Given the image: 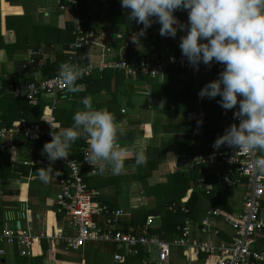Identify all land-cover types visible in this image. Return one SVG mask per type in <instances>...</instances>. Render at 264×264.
Instances as JSON below:
<instances>
[{
    "label": "crops",
    "instance_id": "0c3cea01",
    "mask_svg": "<svg viewBox=\"0 0 264 264\" xmlns=\"http://www.w3.org/2000/svg\"><path fill=\"white\" fill-rule=\"evenodd\" d=\"M2 3L7 4L9 7L21 9V13L3 14ZM109 3L110 0H104L103 3L95 6V10L90 8L91 11L89 16L96 18L94 22L89 23L90 25L102 30H106L110 26L109 30L115 31L117 25L110 19L108 10ZM24 11V7L20 5L11 6L5 0H0V35L4 43L11 46L8 51L5 50L7 53L6 62H0V128L11 127L21 118H24L28 124L31 123L30 125L42 127L46 123L45 120L52 117L53 107L57 105H69L68 101L61 102V100H58L56 94L55 96H41L36 104H29L26 100L20 99L27 102L29 105L26 109L27 112H22L18 108V104L14 102L15 98L8 92V88L12 84L25 85L28 82L46 79L41 74L40 64L46 60L51 63L54 62L57 53L61 51L64 55L68 56L66 54L67 49L60 50V46L53 45L48 47L45 46L41 37L37 34L39 31L30 32L29 29H26V32L34 34L30 36L32 44L23 47L25 43L21 45L17 43V46L13 47L17 38L13 30L6 29V17L23 16ZM32 15H34L32 18L33 23L35 26H38L35 30H39L42 25L63 30L67 23L70 22L72 24L66 15L60 13L56 9L54 0H38L37 8L33 10ZM174 15L183 23L181 19L183 10H177ZM177 34L181 37L186 34V31L178 30ZM179 44L180 43L175 44V47L179 50L178 53L181 51ZM85 51L88 52V59L86 61L81 60L83 56H79V52L73 59H70L69 56L68 59L78 65L95 62L97 60L99 53L98 49H86ZM146 52L147 54L151 53L150 55L152 56L156 54L158 57L166 59L176 55L173 53H161L160 56L158 51L154 50L155 54H153V51L150 49H147ZM29 58L34 60L33 65L27 64ZM78 58L81 61H79ZM36 60H39V62L37 63ZM20 64H22V68H26V66L34 68V71L31 74H27L20 67ZM106 76L110 77L109 80H106ZM97 77H104V79L102 83H94V94L92 97L93 106L95 108L107 107L115 114V73L111 70L100 73L96 72L94 75L84 80ZM125 77L131 81H137L136 78ZM138 79L136 86L139 88H135L137 90L136 92H148L149 94L144 95L135 92L137 97H135V99L133 98L132 102L130 101L132 106H128L125 97L120 94L119 97L122 100L121 104L118 101L120 114L115 115L117 116V120L123 125L126 134L119 138V142L123 146L130 147L136 139L142 138L146 145V161L149 157L152 159L158 158V168L151 173L150 177L145 181V184L142 181H136L133 177L138 168L135 165L134 156L130 153L124 162V169L119 174H113L111 170H105L98 176L86 178L87 184L90 185V182H93L95 186L94 191L97 193V199L99 201L110 208L121 209L126 212L127 216L124 218L123 223L133 232L140 231L141 226L136 224L137 227H133L131 223L133 222L135 224L137 218L142 217L145 212L155 207L154 204L160 196V190L158 191L157 189L168 187L166 186L167 184L164 185L167 182V174L164 173V166L168 164L172 171L178 169L180 173L191 175L193 172L191 161L179 165V158H192L197 153L203 151L201 146L204 142L211 141L214 143L219 136L224 134L225 129L231 125L227 113L223 112L221 109L220 110L225 113L226 116L222 119L214 120L213 123L207 125L208 113L203 108V102L208 97L201 99L198 95L200 90L209 83L208 74L202 67L198 69L196 74H191L175 68H168L163 82H155L144 77H138ZM1 80L12 82L8 84L7 88H4ZM80 84H82V90L80 92H84L86 90V83ZM158 85H163L164 87L161 88L165 89L161 97H156L152 92L153 87ZM40 102H42L43 105H41ZM161 105H163V107H161ZM129 107L136 111L133 115L129 114ZM153 108L159 111L157 117L155 116V112L153 113L151 111ZM148 110V116H143ZM196 110H203L207 115L203 135L192 139L189 134L194 127V122L188 121L185 115L188 112ZM143 117H146L147 122L142 121ZM187 124H193L191 130L183 129ZM56 126H58L57 131H59L61 128L57 123ZM217 130H219V133L216 132V137L207 139L209 136L208 132L213 133ZM164 138L166 139L165 141ZM84 143H88V141L86 140ZM187 143H189L190 146L187 145ZM44 144L45 142H42L38 146L43 147ZM165 145H169L171 147L170 150H165ZM12 146L16 148L15 152L10 151ZM4 147L7 148L6 159H8V164L11 168L15 169L3 178L0 177V231L6 225L18 226L19 224L24 228L29 224L36 232L37 230H47L52 233L57 226H60L59 218L55 215L54 206L52 205V200L59 190V178H57V180L50 179L49 182L44 183L38 178L36 171L41 167H48L49 164L37 165L32 168L22 164V161L26 158L27 146L23 143L20 136H7L4 140H0V150H3ZM191 147L193 148L192 156L188 154V149ZM155 149L157 150L155 151ZM171 156H173L174 159L169 160ZM52 167L54 166L52 165ZM23 168L27 171L26 175L23 174ZM115 177L126 178L119 191L115 187ZM150 178H153L155 182L148 183ZM144 186H147L149 189L152 187L157 189L154 191L150 189V193L152 192V194H149V190L144 189ZM24 189H26V191ZM215 189L217 192L220 188H214L213 190ZM138 190L143 192V206H137L134 203ZM198 192L201 191L198 190ZM243 198L244 193L239 189H230L228 192L219 190L215 193L214 198L209 200L210 203L207 204V206L205 202H202V212H199L198 206H192L191 210L195 219H190L195 226L196 223L204 218L207 212L212 209H218L221 212L235 216L241 209ZM177 199L178 198L171 199L174 201H170L169 204L179 203L187 208L190 199L182 198V201ZM219 204L221 207L218 206ZM213 205H216L218 208H213ZM262 211L264 212V208H262ZM174 214L177 213L175 212ZM186 216L187 214L179 211L176 220H169L165 217L162 218V213L154 216L150 215L147 216V218H154L150 231H155L162 227L169 233L172 229L171 226L175 225L173 223H182ZM174 235V233H171L170 236L164 235L165 238L163 240H170ZM155 236L158 237L157 235ZM230 236L231 231L226 226H221V232L216 238H213V240L216 243L228 244L230 242ZM255 239V248L258 251L264 252V231L257 234ZM49 246L48 242H45V244L35 248L32 257H20L16 247L5 245L6 253L0 258V264H155L154 254L149 256L141 250L137 255H126L124 251L119 249L116 245V251L113 252L109 247L104 248L99 246V243L94 242L88 243L78 252L67 251L61 247L51 249ZM71 253L76 256V260L72 262L67 258ZM114 254L121 255L122 259L114 260ZM168 264H205V256L200 254L194 257L188 253V251L174 248L171 250ZM260 264H264V260L261 261Z\"/></svg>",
    "mask_w": 264,
    "mask_h": 264
},
{
    "label": "built area",
    "instance_id": "2783aa9c",
    "mask_svg": "<svg viewBox=\"0 0 264 264\" xmlns=\"http://www.w3.org/2000/svg\"><path fill=\"white\" fill-rule=\"evenodd\" d=\"M88 8L95 10V6L104 0H84ZM56 9L67 16L73 24V42L66 50V54L73 59L78 52L86 49H98V58L95 62L78 65L83 72V81L96 72L111 70L123 73L130 78L144 77L155 82H163L168 68L196 74L194 68L182 52L166 58H160L154 53L157 38L169 39L173 44L180 43V36L175 38L161 36V25L153 17L151 27L145 35H139L141 28L124 29L115 27V31L98 29L89 25L84 28L86 19L80 17L77 0H54ZM90 9V11H91ZM89 11V13H90ZM143 25V24H142ZM144 27V26H143ZM142 27V28H143ZM150 49L155 55L147 54ZM34 60L28 59L27 64L33 65ZM208 74L209 82L218 78L223 70V65L213 60L209 65L202 62L199 68ZM198 68V69H199ZM82 85V84H80ZM67 90V85L59 79L58 73L50 78L28 82L25 85H10L8 92L15 99L26 100L29 104H36L41 96H55L58 91ZM148 95V92H136ZM215 97L214 103L220 109ZM242 97L238 96V100ZM239 109L227 110L231 122L239 124L234 118V112ZM207 113L203 110L188 112L185 118L194 122V127L189 136L192 139L201 137ZM202 123H198L201 122ZM57 131L56 123L52 117L46 120L42 127L30 125L21 118L11 127L0 128V140L7 136L18 135L27 146L26 158L22 161L24 166L32 168L37 165L50 164L47 155H42L43 147L38 145L52 139L51 132ZM38 137V138H37ZM213 142L206 141L201 146L203 151L191 158V168L195 173V187L205 194H210L214 188L239 189L244 193L242 206L237 215L233 216L212 209L196 225L186 216L183 222L176 226V234L170 240H162L150 233L154 218L148 217L141 225L140 231L133 232L123 223L127 216L121 209L110 208L97 199V193L91 190L86 182L87 177L101 174L97 165L92 166L84 159L89 149L88 143L79 147V158L68 157L58 159L54 167H66L69 170L67 177L58 179V192L52 200L54 213L59 218L60 226L50 233L47 230H33L29 224L22 228L6 225L0 231V258L6 251L5 245L16 247L20 257H32L36 247L48 242L51 249L61 247L67 251L78 252L88 243H108L118 246L126 255H137L143 250L145 254L155 255V264H168L171 250L179 248L188 251L194 257L200 254L207 261L215 259L214 264H260L264 260V252L255 248L256 235L264 231V176L258 174L253 165L254 155L236 152L233 148L221 145L219 149L213 147ZM12 146L10 151L15 152ZM137 206H143V192L137 191L134 199ZM167 210L175 213L181 211L188 214L187 208L178 203H171ZM221 226H226L231 231L228 244L216 243V238L221 232ZM114 260H121L119 254L113 255Z\"/></svg>",
    "mask_w": 264,
    "mask_h": 264
},
{
    "label": "clouds",
    "instance_id": "9594fccd",
    "mask_svg": "<svg viewBox=\"0 0 264 264\" xmlns=\"http://www.w3.org/2000/svg\"><path fill=\"white\" fill-rule=\"evenodd\" d=\"M121 4L128 10V19L143 24L141 36L151 27L153 17L161 25L162 37L175 38L178 30L186 31L179 47L197 70L201 62L209 65L213 60L224 66L218 78L207 83L198 95L201 99L220 96L218 103L225 112L239 103L234 112L239 124L227 127L213 147L219 149L226 144L236 152L253 154L254 169L264 176V0H121ZM177 10H187V23L177 19L174 15ZM6 60V51L0 49V62ZM58 77L69 93L82 90L77 81L82 79L83 72L77 64L62 62ZM238 96L242 99L238 100ZM81 103L83 108L75 112L71 126L55 131L52 125V139L41 151L51 163L36 171L42 182L60 175L59 171L54 172L52 163L66 160L72 144L81 138L88 141L84 159L92 170L98 165L101 173L111 170L119 174L130 153L136 166L146 163L142 138L130 147L123 146L119 138L126 133L115 114L107 107L95 108L90 95Z\"/></svg>",
    "mask_w": 264,
    "mask_h": 264
},
{
    "label": "trees",
    "instance_id": "16d2710c",
    "mask_svg": "<svg viewBox=\"0 0 264 264\" xmlns=\"http://www.w3.org/2000/svg\"><path fill=\"white\" fill-rule=\"evenodd\" d=\"M7 3H9L11 6H15V5H20L22 7H24L25 11H24V15L23 16H9L6 17V29L7 30H13L15 32L16 35V43L13 45V47L17 46L18 44H24L23 47L30 46L31 40H30V36L34 35L33 33H30L31 31H39L37 34H39V36L42 39V42L44 43L45 46H60V50H65L67 49L68 45L70 43L73 42L74 37L72 35V31L74 29L73 24H71L70 22L66 24V27L63 30H59L56 27H52V26H47V25H42L40 26L39 30H35L38 28V26H35V24L32 21V18L34 15H32L33 10H35V8H37V3L38 0H5ZM78 1V12L80 17L86 19V23L84 24V28H88V26L90 25L89 23L94 22L95 21V17H90L89 16V11L90 9L88 8L87 3L84 0H77ZM101 7V6H100ZM109 15H110V19L113 23H115V25H117L116 27H121L124 29H132L134 27L136 28H141L143 27L142 24H138L136 23V21L134 20H130L128 19V11H126L124 8H122V4H121V0H110L109 3ZM2 12L3 14H20L18 11L13 10L12 7H9L7 4L2 3ZM176 13V12H175ZM181 19L183 20V23H186L188 21V12L187 10H183V15L181 16ZM26 29H29L30 32H26ZM184 34V33H183ZM201 42H206V41H201ZM11 46L6 45L3 41L2 36L0 35V49H4L7 50L10 48ZM155 51H158V54L160 55L161 53L164 54H177L179 52V50L177 49V47H175V44H173L169 39L165 38L162 40V38L158 37L157 41L155 43V47H154ZM88 52L85 50H82L81 52H79V56H83L81 58L82 61H86L88 59ZM161 56V55H160ZM79 61H81L78 58ZM36 62L38 63L39 60H36ZM62 62H72L68 59V56L64 55L63 52H59L56 55V60L54 62H49V61H44L43 63L40 64V71L43 77L45 78H49L52 77L54 75H56V73L59 70V65ZM73 63V62H72ZM21 68H22V64H20ZM36 68V67H35ZM23 71H25V73L27 74H31L34 70V68H31L30 66H26V68H22ZM109 76H106V80H109ZM104 77H97V78H90L81 82H78V84L80 83H86V90L84 92H77V93H72L71 98L65 99V100H61L66 102L68 101L69 105L68 106H62V105H57L56 107L52 108V118L54 119L55 123H57L59 125V127L62 128H67L69 126L72 125L73 123V115L75 114V112L77 110H81L83 108V105L81 103L82 99L86 96H91L93 97L94 94V83H102ZM137 81L139 80L138 78H136ZM134 80H130L127 79L123 74L121 73H116L115 72V114L119 115L120 111H119V103H118V97L121 95H123L127 101V105L128 106H132V104L130 103V101L132 102L133 98L135 99V97H137V95L135 94V92L137 91L135 88H139L136 86V82ZM2 85L4 86V88L8 87V84H10L12 81H4L1 80ZM109 83V82H108ZM161 87H164L163 85H158V86H154L153 87V95H156V97H161L162 92L165 90L164 88L162 89ZM122 89V90H121ZM214 99L215 98H207L206 100H204L203 102V108L204 110L208 113V119H207V125L211 124L214 122V120L217 119H222L224 118V116H226L225 113H223L220 108L218 106L215 105L214 103ZM14 102H16V104H18V108L22 111V112H27L26 109L29 106L27 102L22 101L20 99H14ZM41 105H43L42 102H40ZM48 113V111H47ZM116 116V115H115ZM117 119V116H116ZM31 124V123H30ZM193 127V124H187V126L183 127V129L186 130H191ZM216 132L219 133V130L214 131L213 133H209V136L207 137V139H211L216 137ZM87 139L85 138H81L78 139L74 144H72L71 148L69 149V153H70V157L72 158H79L80 154H79V147L81 145H83V143L86 141ZM187 145L190 146L189 143H187ZM157 149H155L156 151ZM188 154L190 156H192L193 153V148H189L188 149ZM7 148H3V150H0V170H1V174L0 177L3 178L4 176H6L8 173H11L14 169L11 168V166H9L8 164V159H6V152ZM4 164H3V163ZM159 165V160L158 158H150L146 161V164L142 165V166H137V172L135 174V176L133 177L134 179H136V181H142L145 184V181L147 180V178L150 177L151 173L153 171H155L158 168ZM141 168V169H140ZM20 169V168H17ZM54 172L55 171H59L60 175L59 176H55L53 175L51 179H55V178H61V177H67L69 175V170L66 167H53ZM173 174L175 175H179L181 178H186L192 181L193 184H195V180H196V176L195 173L192 172L191 175L188 174H183L180 173V171L178 169H174ZM23 174L26 175L27 171L25 170V168H23ZM0 178V179H1ZM126 180V178L124 177H115V187L116 189L119 191L122 183ZM87 181V180H86ZM177 181V180H175ZM89 188L91 190H94L95 186L93 184V182H90V185L88 184ZM147 186H144V189H146ZM151 190H156L157 188H150ZM231 188H220L217 190V192L220 191H224V192H228V190H230ZM158 190V189H157ZM232 190V189H231ZM150 192V190H149ZM167 192V191H166ZM166 192L164 193H160V196L158 198V200H156V203L154 204V208H152L151 210H148L147 212H145L142 217L137 218L136 219V223L134 224L133 222L131 223V225L133 227H137V225H142L145 223L147 216H154L157 214H161L162 213V218L165 217L166 219H174L176 220L177 218V214H179V211H177V214H174L172 212H169L167 210V206L169 205L170 201H174V200H167V198H164V195L166 194ZM216 189L213 190L210 194H205L204 192H197L195 197L190 199V202L187 204V208H188V214L187 216L191 219H195L194 218V214L191 210L192 206H198V210L199 212H202V202L209 204V200H212L215 196ZM180 197V196H179ZM178 197V199H179ZM177 199V200H178ZM179 204V203H178ZM263 208H264V203L262 204ZM219 207L220 204L218 205ZM213 208H218L216 207V205H213ZM181 223V222H180ZM179 222H174L172 225V229L170 230V232L168 233V231H166L165 229H163L162 227L160 229H156L155 231L152 230L150 231V233L152 235H157L160 239H164L165 236L164 235H168L170 236L171 233L176 234L175 229L176 226L180 224ZM172 231V232H171ZM45 244V242L43 243ZM99 246L104 247V248H110V250L116 251V247L113 244H108V243H99ZM107 246V247H106Z\"/></svg>",
    "mask_w": 264,
    "mask_h": 264
},
{
    "label": "rangeland",
    "instance_id": "374dc122",
    "mask_svg": "<svg viewBox=\"0 0 264 264\" xmlns=\"http://www.w3.org/2000/svg\"><path fill=\"white\" fill-rule=\"evenodd\" d=\"M12 8H13V10H16L19 13H21V9L14 8V7H12ZM118 101L121 104L122 100L120 99V97L118 98ZM151 111L153 113L155 112V116L156 117L159 115V111L157 109L153 108ZM134 112H136V111L133 110V108L131 109V107H129V114L133 115ZM148 114H149V110L147 111V113L143 114V116H148ZM142 121L143 122H147L146 117H143ZM165 140L166 139L164 138V141ZM165 148H166L165 150H170L171 147L169 145H165ZM170 159L172 160V159H174V157L171 156L169 158V160ZM164 167H165L164 173L167 174V182L164 185L167 184L166 186H168V187H161L160 189H158V191L160 190L159 191L160 193H164V192L167 191L166 194L164 195V198L165 199L167 198V200H169V199H173V198H178L180 196L179 200H181V201H182V198L183 199H192V198H194L196 193L198 192L197 188L195 187V184H193L192 181L189 180V179L181 178L179 175L173 174L172 169L169 168L168 164L165 165ZM55 179L57 180V178H55ZM175 180H177V181H175ZM149 182L150 183H154L155 180L153 178H150L148 183ZM24 190L26 191V189H24ZM146 190H150V189L146 188ZM158 191H156V192H158ZM148 193L152 194V192L151 193L148 192ZM239 205H240V202H239ZM67 258L71 262L76 260V256H74L73 253H71V255H69Z\"/></svg>",
    "mask_w": 264,
    "mask_h": 264
},
{
    "label": "water",
    "instance_id": "95a60500",
    "mask_svg": "<svg viewBox=\"0 0 264 264\" xmlns=\"http://www.w3.org/2000/svg\"><path fill=\"white\" fill-rule=\"evenodd\" d=\"M72 96V93H69L67 90H64V91H58L56 93V98L58 100H65V99H70ZM191 161V158H188V157H182V158H179L178 160V163L179 165H183L185 163H189ZM214 261L215 259H211L208 261V264H214Z\"/></svg>",
    "mask_w": 264,
    "mask_h": 264
}]
</instances>
